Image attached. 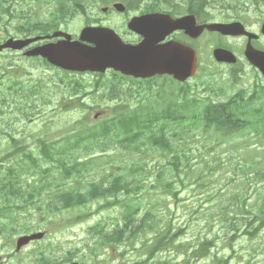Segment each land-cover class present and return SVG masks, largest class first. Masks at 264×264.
I'll return each instance as SVG.
<instances>
[{
  "label": "rangeland",
  "instance_id": "rangeland-1",
  "mask_svg": "<svg viewBox=\"0 0 264 264\" xmlns=\"http://www.w3.org/2000/svg\"><path fill=\"white\" fill-rule=\"evenodd\" d=\"M222 3L224 5H220L219 0H215L213 2L212 9H208L209 12H205L203 14L204 17L214 18L217 21H221L227 17L232 16H240L245 19L246 22L253 23L259 19H262L264 15V4L260 3L259 5L255 4V0H223ZM230 8L227 10L220 11V7ZM15 10L20 9H28L30 5L27 2L14 4ZM92 13L96 14V9L92 8ZM46 15V13L42 14ZM122 20H116L114 23H121ZM16 24V20H13L9 25V28L12 29ZM253 28L256 27V23L252 25ZM208 38H201L200 46L205 49L208 43L214 44H224V40L217 35H209ZM11 57L13 55H10ZM211 53L207 51L201 52L200 64L202 72H200L199 78L192 81L188 85H201L207 84L212 88L216 89L218 86H222L223 79L227 78L228 74L227 69L225 67H218L217 70L212 68ZM14 62L20 61V58L15 56L9 58ZM26 68L35 69L33 78L36 79L40 76H49L53 72L46 70L45 68L40 66V69L31 63L25 64ZM162 81V80H161ZM168 86L173 89H177V84L171 82L170 80H166ZM218 86H217V85ZM2 89V88H1ZM206 95L204 94V97ZM203 98V97H201ZM211 101L217 102L223 99L215 98L211 96ZM61 96L59 93L50 94V91L45 92L44 101L40 100L36 102V110H31L27 105L23 103L22 100L17 98L9 97V105L6 107V114L3 116V119L0 118V129L1 123L6 124L10 123L12 127L11 134L14 135L18 139H23V142L26 144V147L38 158H41V154L38 150L39 145L37 143V139L43 137L48 141L55 142L56 139L61 136L68 134L71 127L76 125V122L86 117L87 121L90 122L95 114L99 113V115L105 114V107H93L92 110H84L82 108L73 109L69 111H63V109L59 108V101ZM98 101H90L89 104L91 106L98 105ZM23 111L28 112L30 115V119L23 118ZM98 115V118L100 116ZM153 111L149 113L147 116H152ZM97 118V119H98ZM16 119V121H14ZM96 119V120H97ZM100 120V119H99ZM97 120V121H99ZM187 124V121L181 122V127ZM76 128L80 129V124L76 126ZM179 137H173V134L170 133L169 141L173 148L178 151H181V147L185 149V153L187 156H190V159H196L191 162V169L186 170V176L184 177L185 184H174L173 188L176 192L179 193L177 195L178 203L174 201V196H169L168 191H165L167 194H164L163 191L153 192L150 198V207L146 206V200L141 199L142 202V210L144 213L145 208H149L159 219L164 222L165 219H170L172 217V226L174 229V225L177 226L182 224L186 225L184 229L185 235H177L178 241L180 243H187L192 240L198 239L197 235L203 236L207 234V238L215 241V249L217 253L213 252L210 256L205 259L197 262V264H212L214 258H224L229 260V264H244L249 258V253H252L253 248H258L261 241L264 239V230L261 236L257 239H250L246 237H240L236 240L232 248L228 247L227 239L231 235H226L227 230L225 228L221 229L219 225L215 224L212 218L206 215L208 213L207 206L201 205V210L197 213L198 215H194V206L200 204V200L207 196L208 193L211 192L212 188H218L219 194L217 197L213 198L212 202L217 204L220 200L226 201L224 199L225 195L233 194L235 191L239 193L249 195L251 190L256 187V185H252V189L243 190L239 185L240 182L234 179L235 174L239 175L240 172L236 169L237 166H242L243 159L245 153H249L252 149V144L254 143V137L252 135L245 136L244 138L234 137L227 140L226 144H216L209 140L210 136L203 133L200 128L193 130L190 133L189 129L179 130L178 134L182 132H186ZM25 135H30L29 137H25ZM245 142V145H239L242 142ZM8 139L6 137L0 136V150L3 151L6 149L8 144ZM144 143L140 146V151L134 150H126L122 147H119L118 144L113 145V150L109 152L108 158L101 161L102 166L98 169L95 176H90L91 178H86L85 181H82V185L85 186L91 181H100L105 176L102 171H105V175H109L112 173H120L121 169L130 166L131 164L138 162L140 167H144V164H147L148 168H157L153 174H157V172L161 171L165 168L168 160H171V156L162 155L159 149L156 146H152L145 138H142L141 141ZM237 146V147H236ZM239 148V149H236ZM211 153V154H210ZM219 161H215L212 157ZM203 158V160H201ZM140 159V162H139ZM190 162V161H189ZM208 164V167H207ZM118 167L119 170H115L113 167ZM251 166V164H247L246 167ZM164 167V168H163ZM181 171L183 172L186 168V165L180 166ZM208 168L211 170L209 172ZM169 170V168H167ZM165 171V170H164ZM242 173V172H241ZM166 174V175H165ZM165 179L164 181H168L172 179V174H168L165 171ZM244 174V173H243ZM203 175V177H201ZM56 171L53 170V180H55ZM156 175L152 176V178H147L148 184L151 185V182H155ZM188 180H191L192 183L190 186L187 185ZM69 181V180H68ZM66 181V183L68 182ZM175 182V181H174ZM202 183L201 186H198L196 183ZM220 186L222 190H219ZM43 196V195H42ZM41 196V197H42ZM252 197H256V195H252ZM182 198V199H181ZM171 199V200H170ZM43 200L46 201L47 197L43 196ZM173 200V201H172ZM190 208H187L189 207ZM119 208H115L113 213H106L103 210H98L96 205H88L85 210V215L83 219L77 221L74 225H67V221L65 222L66 216L69 215V211H59L55 212L50 216V220L47 218V215H40L34 207H28V212L31 214H22L25 219H30L26 223H30L35 230H40V232H44L46 235L50 233V240H53L54 243L58 244L59 251L63 254H67V257H70L74 251L80 249L75 256V260L82 261L83 264H129L133 263L134 260L141 253L140 246H135L132 248L128 246L125 250H121L119 253H113L111 257L107 256V252L99 251L100 256L96 259L93 254L90 252L89 247H93L91 238L87 235V228L91 227L96 222H101L105 228L112 227V220L114 218H118L119 220ZM76 212V210L70 211ZM17 213V212H16ZM90 213V214H89ZM71 214V213H70ZM45 216L43 220L40 217ZM107 216L111 217V221L107 218ZM193 217V219H190ZM24 219V220H25ZM105 219L103 222L102 220ZM69 220V219H68ZM117 220V221H118ZM109 223H106L108 222ZM71 223V221H70ZM213 223V224H212ZM65 224V226H64ZM67 225V226H66ZM211 225V227H210ZM208 230H211L208 232ZM177 232V228L175 230ZM208 232V233H207ZM22 236L21 233H18L14 236L9 237L8 243H6L0 237V255L4 258L5 253H10L13 251V242L16 241L17 237ZM53 237V239H52ZM12 239V241H11ZM8 244V245H7ZM3 247V248H2ZM44 241L42 243L31 244L27 248L24 249L22 254H28L31 258H39V253L37 250L44 252L46 254L48 249L44 250ZM2 248V249H1ZM32 250V252H31ZM106 254V255H105ZM121 254V256H120ZM189 254V252H188ZM60 255V252L57 253ZM36 256V257H35ZM64 256V255H63ZM174 256L173 253H165L159 256L161 261L167 259L168 257ZM240 256L241 259H237ZM254 260L253 264H264V258L261 255ZM24 256L22 255V260L24 261ZM1 261V258H0ZM78 262V261H76ZM251 262H253L251 260ZM25 263V262H24ZM1 264H18L17 261L12 260L11 262H1ZM59 264H64L61 261ZM148 264H155V262H149ZM251 264V263H250Z\"/></svg>",
  "mask_w": 264,
  "mask_h": 264
},
{
  "label": "trees",
  "instance_id": "trees-1",
  "mask_svg": "<svg viewBox=\"0 0 264 264\" xmlns=\"http://www.w3.org/2000/svg\"><path fill=\"white\" fill-rule=\"evenodd\" d=\"M204 2L205 0H200L201 7H203ZM3 3H5V0H0V8L3 7ZM11 6L12 5L9 4L7 8L0 9V26L3 23L4 15H10ZM31 28L32 26L28 25L26 30ZM15 29L20 31L18 28ZM0 67V73H9V69L3 66ZM152 91L151 85L145 88L146 104L151 101L148 95H151ZM182 92L185 95L184 99L180 104L175 106V108L179 106V112L172 111V107L170 106H168V108H166V106L162 108L161 106H157L153 109L152 106L146 105L142 107V112H140L138 118L125 116L122 115L123 113H119L114 115L109 121H105L99 125L93 124L85 129L84 132L78 133L72 145H69V147L65 148L61 153H57V162L62 164V166L58 165L57 169L59 170V177L64 176V179H73V181L85 180L87 177H90L91 173L92 176L96 175V172L102 166L101 161L103 159L102 156L105 154V147L109 146L110 142H115L120 145L123 144L122 146L126 149H130L129 151H140L139 147L144 144L140 141L142 138H145L152 146L158 147L162 155L172 157L171 160H168L165 168L163 167L164 169L157 172L155 177L156 180L155 182H151V185L148 184L147 178H152V175L155 174L152 172L157 170V168H148L147 164H144V167H140L139 163L135 162L121 169L120 173H113L107 176L104 174L105 171H102L101 174L105 177L97 183H89L90 188L86 192H83L80 186H76L74 187L75 192H73V190H64L65 192L59 196L58 202H60L65 209L83 207L92 202L101 200L103 203L102 209L112 211L115 208H119L121 210V221L118 222V218H114L112 222L114 224L113 227L107 229L104 225L98 223L88 230L92 236L98 239L101 250L104 251L106 249L111 253L112 250H116L119 245L125 243V241L134 238L135 235L140 232L144 233L146 230L155 231L157 232L155 233L156 237L158 236L155 239V243L148 251V259L154 257L159 251H167L169 248H174V251L180 252L181 254H187V252L191 250V256L197 259L205 257L207 252L215 247L214 241L208 240L205 236H199L194 242L195 244L178 243L177 246H173L174 243H176L175 240L177 235L182 234V230L178 229L177 233L173 232L171 224L160 222L159 217L149 210V208H145L144 213L141 209V199H145V205L150 207L151 195L158 188H161L162 191L172 192L173 196L176 198L177 192L173 186L176 182L181 185L184 180V171L182 172L181 169H179V160L181 157L178 155L179 151L170 144L168 132L174 131L173 137H176V128H179L182 121H187V124L183 127L180 126L179 130L189 129V131H193L200 128L207 136L209 132L214 130L216 131V134H213L215 136L214 141L219 142L227 138H233V136L236 135H241L245 125H247V123L241 125L238 122V114L241 112L240 108L229 103L219 102L214 104L210 102V100L201 101L197 99L200 95L196 93L192 95L189 89H184ZM165 93L166 91L162 92V94ZM152 111L153 115L147 116L148 114L146 112L150 113ZM177 119L180 120L177 121ZM247 127L250 131H253L252 133L258 141L257 144H259L255 147L253 152H250L252 158L251 165L258 169L255 173L264 180V120L254 119L249 121ZM113 131H115V133ZM119 135H121L123 139L115 140V136L119 137ZM19 141L20 142H15L13 139V146L16 150L6 154V159L11 161V159L17 157L20 152H23L28 160L31 159V155L24 153L25 148L22 146L21 140ZM19 145L20 147H18ZM94 150L99 151L97 157H94L96 155ZM69 151L73 152L71 156L73 157L71 165H69L68 162ZM62 156L66 161V165H64L65 161L63 162L60 160ZM167 168H169V170ZM164 170L166 173L172 174L171 180H163L165 179ZM48 171L49 170H45V174H47ZM18 181L19 176L17 171L15 169L10 171L9 169L8 174L0 181L2 182L0 184V196H2V194H8L9 190L15 197L19 196L23 198L25 206L27 207L32 199V195L23 192L19 187ZM75 181L74 183H76ZM63 185V183L58 184L59 187H63ZM58 186H56V188H58ZM257 191L258 190H256V192ZM210 193V197L213 199L218 196L219 191L218 189H214ZM258 203L260 204H244L242 207H236L235 209L232 205L228 206L226 201L220 200L217 204L210 201L206 210L208 211L206 215L211 217V220L215 218V223L220 224L221 229L226 228V224L229 223L228 226L232 229V222L237 224V227L235 226L236 230H232L234 232V235L232 232L233 236L230 239L232 241L229 242L232 248V244L239 236L256 239L262 232L264 228V207L261 201ZM217 212L219 213L215 215ZM140 213L143 215L142 217L138 216ZM135 215L141 218L140 221L142 226L139 230L134 224ZM107 218L111 221V217L107 216ZM106 223H109V221ZM238 226L244 229V231H240ZM134 229H137L139 232L134 231ZM127 233H129V236ZM258 254H263L264 256V243H262L261 246L259 245L258 248L252 249V253H249L250 258L245 264H248V262L250 263L251 259L255 258ZM217 261L219 263L223 262L222 264L227 263V260ZM162 264H171V261H165ZM175 264L191 263L187 258V260Z\"/></svg>",
  "mask_w": 264,
  "mask_h": 264
},
{
  "label": "water",
  "instance_id": "water-1",
  "mask_svg": "<svg viewBox=\"0 0 264 264\" xmlns=\"http://www.w3.org/2000/svg\"><path fill=\"white\" fill-rule=\"evenodd\" d=\"M159 17L152 18L148 16L145 17L146 20L135 23V28L145 37L144 42L137 48L121 45L111 31L97 29L87 31L83 40L94 44L95 48L87 50L79 46L78 53L82 54L79 62L88 65L92 70H104L107 67H113L124 75H132L136 78L150 77L154 73L168 74L183 82L196 74V54L189 47L177 43H169L164 47L155 48V45L163 36L175 30H184L187 35L193 38L198 37L204 29L218 32L224 36H237L245 33L239 23L196 26L193 17L180 20H173L164 16ZM28 43L29 41L13 42L9 40L5 45L0 46V51L3 48L21 49ZM245 54L254 65L264 71L262 53L253 51L248 47ZM28 55H42L53 62L57 61L53 52L48 53L47 49H37L29 52ZM214 57L217 62H236L235 57L230 52L222 49L215 50ZM40 237L41 235H34L22 238L18 247Z\"/></svg>",
  "mask_w": 264,
  "mask_h": 264
},
{
  "label": "flooded vegetation",
  "instance_id": "flooded-vegetation-1",
  "mask_svg": "<svg viewBox=\"0 0 264 264\" xmlns=\"http://www.w3.org/2000/svg\"><path fill=\"white\" fill-rule=\"evenodd\" d=\"M188 15H193L194 17H196L197 21L199 20L198 19V12L195 9L192 10V11H189ZM180 16H184V14L180 15ZM180 16H176V17H180ZM245 26L248 29V30L247 29L246 30L249 31V32L250 31L254 32V33L260 32V26L258 28H252L248 24L247 25L245 24ZM170 38L180 39L181 41H183L184 44H186V45H188L190 47H193L194 49H195V47L199 46V38L196 39V40H192V39L187 38L186 36H184L183 32L174 33ZM221 38L224 40V44L210 43L209 47L210 48H214V47H219V45H223L222 47L227 48V49H229V47H230V50H232L233 52H235L238 55L240 53V51H241V54H242V51H243L244 47L248 43V38L245 37V36L237 37V38H230V37H221ZM167 40H169V39H167ZM261 44H262V46L264 45V37L262 35H258L255 40L251 41V45L254 48H256L258 46L260 49L264 50V48L261 46ZM252 73H253V76H252V80L251 81L253 82V88L257 87L258 84H259L258 87L261 88V81H260V78H259L258 74H256L255 72H252ZM257 92H259V91H257ZM238 94H240V93H238ZM253 95H255V93H253L252 96ZM32 243L33 242H30L27 246L31 245ZM26 247H24V248H26ZM24 248H23V250H24ZM23 250H20L19 252L15 250L14 255L17 254V253H22Z\"/></svg>",
  "mask_w": 264,
  "mask_h": 264
}]
</instances>
